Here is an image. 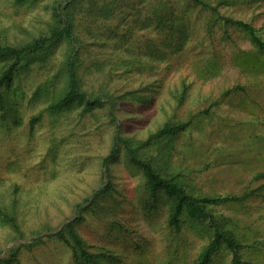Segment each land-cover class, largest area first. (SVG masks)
Here are the masks:
<instances>
[{
  "label": "rangeland",
  "instance_id": "obj_1",
  "mask_svg": "<svg viewBox=\"0 0 264 264\" xmlns=\"http://www.w3.org/2000/svg\"><path fill=\"white\" fill-rule=\"evenodd\" d=\"M63 1L19 5L16 0H0V38L22 44L38 37L52 23L51 6ZM159 1L147 0L140 12L133 0L122 1L115 17L96 25L99 40L82 50L88 61H106L100 73L90 70L86 78L90 91L134 93L129 100H118L113 114L110 105L90 110L77 105L55 115L46 113L32 124L65 92L60 68L65 44L47 62L31 65L15 79L16 110L0 113V204L16 207L23 234L0 224L4 248L0 261L10 258L13 245L40 239L33 247L20 248L16 262L6 264H71V248L55 234L80 215L76 228L91 250L109 252L102 264H196L211 240L205 225L187 220L174 227L173 201L164 194L151 196L143 171L122 148L109 170L103 165L116 134L145 140L165 123L188 122L171 153L154 159L167 174L180 175L194 196L248 194L243 202L223 204L215 211L234 220L245 243H258L250 257L255 264H264V66L248 70L236 60L250 61L257 51L252 40L237 27L214 24L211 12L180 0L193 34L186 52L168 56L166 62L144 56L142 72L109 74L110 65L126 51L140 53L151 40L166 48L165 31L148 10L155 7L152 13L160 16ZM229 2L220 13L252 23L264 38V0ZM117 28L122 39L108 33ZM86 40L91 41L89 36ZM6 64L0 60V70ZM207 66L218 74L211 75V70L207 74ZM184 83L190 86L189 94L179 104ZM142 94L145 100L139 103ZM109 182L111 192L90 205ZM78 205L86 209L80 212ZM231 260L225 251L212 264Z\"/></svg>",
  "mask_w": 264,
  "mask_h": 264
},
{
  "label": "trees",
  "instance_id": "obj_2",
  "mask_svg": "<svg viewBox=\"0 0 264 264\" xmlns=\"http://www.w3.org/2000/svg\"><path fill=\"white\" fill-rule=\"evenodd\" d=\"M122 1L130 0H64L63 2H55L51 8L49 7L52 23L49 29L38 37L22 44L7 43L0 38V60L7 62L0 70V113L8 109L16 110L17 103L12 93L16 91L15 79L21 72L35 63L47 62L54 51L64 44L66 45L65 58L60 68L61 74L65 76V92L59 99L35 116L32 124L39 122L46 113L55 115L64 110H70L77 105H84L86 110H90L95 106L110 105L111 114H113L112 110H114L118 100H129L128 96H132L134 93L120 96L109 93L98 95L87 88L89 81L86 78L90 74V70L95 68L100 73L106 67V61L105 59L88 61L84 58L85 52L82 51L85 47L90 46L91 42L99 40V33L97 32L99 28L96 25L102 19L107 20L115 17L114 14L121 9ZM133 1L134 6L138 7L136 10L138 12L141 11L139 7L147 3V0ZM182 1H188L189 4L194 3L200 10L211 12L214 24L219 23L226 27L232 25L243 30L255 44L257 51L252 55L250 61L244 62L242 59L236 58L238 64L247 67L248 70L259 69V66L263 68L264 38L260 34V30L252 23L226 17L220 13L219 8L222 5L231 4L229 0H215L216 4L210 0ZM16 2L19 5H36L40 0H16ZM159 2L158 7L162 9L160 16H155L152 13L155 7L148 10L151 11L150 18L157 19V27L165 31L163 43H165L166 48L158 47L155 41L151 40L147 44V48L141 50L140 53L126 51L125 56L118 55L116 61H112L114 64L110 65L109 74L142 72L146 66V63L141 59L144 56L166 62L168 56L186 52V46L193 36L187 25L186 8L179 5L180 0L179 2L177 0L176 3H172L170 0ZM108 33L115 35L116 39H122L121 34L118 33V28ZM86 36H89L91 41H87ZM124 37L125 39L129 38L127 35H124ZM124 45L125 43L120 44V47L122 48ZM121 48L118 49L121 50ZM212 68L214 67L207 66L206 73L209 74L211 70V75L214 74L213 76H215L218 74V70ZM189 89L190 86L184 83L183 90L177 98L179 104H183L189 94ZM144 98V94L138 96V102L142 103L145 100ZM188 125V122L165 123L145 140L116 134L115 144L111 152L103 158V165L109 170L110 163L119 154V147L122 148L128 159L143 171L151 196L158 198L160 194H164L169 200L173 201L170 222L174 227L180 228L187 220L195 222V225H205L206 232L210 234L211 240L197 257L196 264H212L215 256L225 251L230 252L232 256L230 264H255L250 257V253L256 249L258 243H245L239 236L236 225L233 223L234 220L215 211V207L223 204L243 202L248 194L244 196H194L188 192L184 182L180 179V175L167 174V172L160 169L158 161L156 162L154 159L156 156L161 158L162 155H169L172 151V144L175 143L179 134L186 130ZM155 151L158 152L157 155H154ZM51 152H54V150H51ZM110 192L109 182L94 195L90 205H94L95 200L106 197ZM78 206L80 212L86 209L83 205ZM15 211L16 207L9 209L0 204V224L10 228L16 234L22 235L23 231ZM80 220L81 216L79 215L58 231L55 237L71 248V264H102V261L107 260L110 256L109 252L102 250L94 252L91 250L86 240L77 231L76 226ZM19 238L24 239L23 236H19ZM39 241L40 239L33 243L13 245L10 250V258L2 259L0 264L9 263L6 261L16 262V253L20 248L24 246L33 247ZM3 250L4 248L0 244V255Z\"/></svg>",
  "mask_w": 264,
  "mask_h": 264
}]
</instances>
